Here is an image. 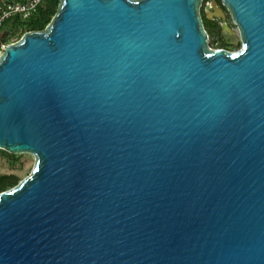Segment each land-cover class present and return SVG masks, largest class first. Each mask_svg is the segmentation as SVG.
I'll return each mask as SVG.
<instances>
[{"label":"water","instance_id":"obj_1","mask_svg":"<svg viewBox=\"0 0 264 264\" xmlns=\"http://www.w3.org/2000/svg\"><path fill=\"white\" fill-rule=\"evenodd\" d=\"M202 1L59 0L2 50L0 151L34 164L0 264H264V0H220L236 52Z\"/></svg>","mask_w":264,"mask_h":264},{"label":"trees","instance_id":"obj_2","mask_svg":"<svg viewBox=\"0 0 264 264\" xmlns=\"http://www.w3.org/2000/svg\"><path fill=\"white\" fill-rule=\"evenodd\" d=\"M59 0H45L37 9V11L26 21L20 22L16 18L7 21L1 28L0 34L6 32V35L0 37L1 46L14 36H22L27 32H39L45 29L55 15ZM205 2L209 0H204ZM219 1V0H215ZM204 28L208 34H219V29L212 26L209 22L204 21ZM224 43H220V48L226 47ZM0 155L6 158L10 163L15 164L19 161L20 155H10L4 151H0ZM20 182L19 178L14 175H0V193L5 192Z\"/></svg>","mask_w":264,"mask_h":264},{"label":"rangeland","instance_id":"obj_3","mask_svg":"<svg viewBox=\"0 0 264 264\" xmlns=\"http://www.w3.org/2000/svg\"><path fill=\"white\" fill-rule=\"evenodd\" d=\"M227 27L231 31L228 35L226 32H222L220 30L219 34H210L208 37V44L209 47L213 50L220 48V43L225 39L227 41V46L223 49L229 52H236L240 49V41L237 34L236 27L233 25L230 19L226 22ZM6 35V32L3 34H0L1 36ZM232 35V36H231ZM21 37L20 36H14L8 42L4 44L3 47H6L9 44L15 43L18 41ZM224 38V39H223ZM3 50V48H2ZM0 51V53L2 52ZM34 164V159L30 155L22 154L20 155L19 161L15 164L10 163L6 158L0 155V175H14L19 178L20 181H22L24 178H26Z\"/></svg>","mask_w":264,"mask_h":264},{"label":"built area","instance_id":"obj_4","mask_svg":"<svg viewBox=\"0 0 264 264\" xmlns=\"http://www.w3.org/2000/svg\"><path fill=\"white\" fill-rule=\"evenodd\" d=\"M45 0H0V28L10 19L28 20ZM4 45L1 46L3 47Z\"/></svg>","mask_w":264,"mask_h":264},{"label":"flooded vegetation","instance_id":"obj_5","mask_svg":"<svg viewBox=\"0 0 264 264\" xmlns=\"http://www.w3.org/2000/svg\"><path fill=\"white\" fill-rule=\"evenodd\" d=\"M213 2H216L217 7L222 10V12L225 16L224 19H222L220 16H218V13L213 9V7H212ZM200 16L202 19L203 26H204V21H207L212 26H215L217 29H219V32H220V30L222 31L221 26L224 24L226 25V22L228 21V19H230L226 9L222 6L220 0L219 1L209 0L207 2H205L203 0L201 7H200ZM228 35H230V34H228ZM222 43L227 45V41L225 39L222 41Z\"/></svg>","mask_w":264,"mask_h":264}]
</instances>
